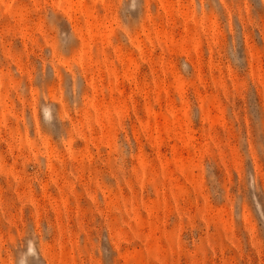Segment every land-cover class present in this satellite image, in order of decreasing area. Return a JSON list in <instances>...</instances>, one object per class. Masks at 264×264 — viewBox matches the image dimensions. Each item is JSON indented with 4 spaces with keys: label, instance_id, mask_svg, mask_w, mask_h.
Wrapping results in <instances>:
<instances>
[{
    "label": "rangeland",
    "instance_id": "rangeland-1",
    "mask_svg": "<svg viewBox=\"0 0 264 264\" xmlns=\"http://www.w3.org/2000/svg\"><path fill=\"white\" fill-rule=\"evenodd\" d=\"M0 264H264V0H0Z\"/></svg>",
    "mask_w": 264,
    "mask_h": 264
}]
</instances>
